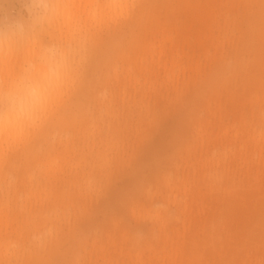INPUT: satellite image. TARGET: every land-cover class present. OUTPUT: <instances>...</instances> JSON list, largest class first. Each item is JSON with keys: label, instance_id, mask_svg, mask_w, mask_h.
<instances>
[{"label": "rangeland", "instance_id": "rangeland-1", "mask_svg": "<svg viewBox=\"0 0 264 264\" xmlns=\"http://www.w3.org/2000/svg\"><path fill=\"white\" fill-rule=\"evenodd\" d=\"M37 1L0 0V38H3L4 43L0 45V67H9L6 74L0 73V93L26 89L29 84L28 77L42 74L41 68L49 70L50 65L75 63V82L73 88L66 89L63 101L68 110L76 113L77 101L87 100L85 95L93 83L94 88L103 87L96 86L99 82L96 80L103 78L108 70L107 66L121 67L122 62L124 63L121 60L126 58V54L124 58L122 57L124 53L129 52L131 58L136 57L141 42L156 41L161 30H165L169 38L173 39V47L168 43L166 46L172 47L176 53L179 52L177 62L185 63L194 59L195 66L198 61L196 69L191 67L192 70L187 71L186 68L184 73H180L175 88L158 87L159 97H155L156 99L150 97L146 101L145 107L149 110L148 121L141 127L139 134L134 132L135 125L137 126V110L128 109L126 106L122 108L123 106L117 102L114 105L116 116L118 115L120 122L124 119L127 121L126 130L123 126L122 133L108 137V140L104 137L102 142L99 141L95 145H93L95 140L91 137L75 136L76 150L73 149L69 157L78 155V158L81 156L83 158L79 167L70 170L74 180L72 178L68 181L69 177H65L66 179L55 181L58 184L54 183L51 186L53 192L57 187V191L64 193V199L57 207L62 212L58 222L63 221L58 225L59 231L56 230L54 234V238L58 240L56 249L46 257L43 264H71V261L74 262L72 264H138L135 259L137 252L140 254V264H167L168 257L173 256L169 252V247L178 241L180 246L176 257L180 259L182 256L183 261L178 260L177 264H259L255 259L260 258V261L264 259V169H262L264 167L259 166L264 153L259 158L260 155L250 149L249 153L246 151L240 158L234 156L233 159L231 156L230 159H225L228 164L225 163L218 171L215 164L205 163L204 159L212 157L211 155L216 156L217 150L221 151L224 148L227 155H230L235 147L229 145L227 141L226 144L222 143V146L217 145V149L215 144L212 146L211 143L208 145L204 143V148L199 144V147L188 122L192 119L191 115L206 101H210L212 106L220 105L223 110L222 117L215 118L218 122L214 119V133L218 132L217 127L221 125H237L238 118L244 115L242 118L250 121L249 117H252L250 115L257 113V110L264 118V100L253 107L247 101L252 88L253 91L261 90L260 93L264 91V29L259 33L251 32L252 51L249 57L245 55L243 58L245 63L249 59V65L244 66L241 72L240 69L237 73L233 72L239 43L241 40L249 39L246 26L255 20L261 0L235 1L234 7L228 6L232 9L226 18L220 14L222 10L226 11L223 8L226 5L225 0H213L224 6L221 9L219 5L210 12L209 9L205 12L204 9L195 6L197 1L205 3L206 0H189L191 3L189 11L181 9L183 8L181 0H127L137 6L129 19H112L116 14L110 11L102 14L98 11L95 21L88 17L89 14L84 15L81 17V28L73 32L72 36L66 33L62 17L57 18L55 23L45 21V9ZM98 1L101 4L104 2L95 0V4L101 5ZM196 15L200 16V20L193 18ZM137 17L140 18L138 19L140 22L136 21ZM222 19L228 22L234 20V23L231 22L232 26L231 23L228 26ZM197 32L201 33V36L203 33L208 37H214L207 40L204 50L202 46L200 47L201 44L194 43L193 39ZM219 36L226 37L217 41L216 37ZM184 37H190V40L187 41ZM99 76L100 79H97ZM162 77V71L155 75L156 88ZM219 80L222 81L219 83ZM78 86L80 90L85 91L84 95L77 93L75 89ZM230 95L235 97L237 102L235 98L234 101L229 100L232 98ZM90 104L91 102L86 105L92 108ZM216 112L212 108L210 114ZM55 116L56 113L50 120L53 121ZM249 121L251 130L257 131V128L261 127L257 119L252 118V123ZM19 149L18 147L16 151L12 150L13 152L11 150L8 152V149L6 151L8 158L13 159ZM60 149L56 146L54 137H49L48 141L41 143L40 153L27 165L32 182L44 183L42 174L38 177L41 165L45 158L56 157ZM89 154H92V159ZM96 155H104L105 161L101 162ZM225 166L229 168L226 169ZM245 166L250 170L253 179L256 178L257 183L255 182L246 201L239 207L240 212L234 213L235 215L230 217L231 220L226 219L225 227L221 228L219 224L224 214L220 215L217 209L220 204L219 197L222 194L227 195L231 183L245 184L247 181L244 178ZM166 170H170L171 173ZM222 170L227 172L224 173L227 177L220 176L217 179L218 173L223 172ZM81 172H84V175ZM162 172L170 177L168 186L164 185L162 177L160 179ZM88 174H91L92 178L90 190L84 188V181L81 180ZM182 177L189 178L192 186L198 187V195L204 193L207 182L212 181L211 183L215 184L213 190L218 197V200L215 196L209 198L205 193L206 197L199 196L197 200L199 211L192 204L190 223L185 227L188 231H183L182 228L183 217L178 212L181 211L180 206L177 203L174 205L171 200L172 194L179 196L180 191H183V188L176 184V180ZM173 184H176L175 187ZM177 199L179 201L180 196ZM151 202H154L152 205L161 202L169 209L173 219L169 220L170 223L167 221L168 227L167 223L162 228L144 217L143 208L149 206ZM165 202L167 205L169 203V206ZM188 203H191L189 199ZM228 203L232 206L231 200ZM228 203L225 206L221 205L220 208H226ZM242 210L244 214L245 212L249 214L247 210H253V214L244 216ZM122 231L130 233V236L135 233L136 239H129ZM177 231L179 232L176 233ZM107 235L111 236L110 240L107 239ZM230 236L237 237L239 242L235 243L237 239H232L233 245L230 241L227 245L225 238ZM220 243L222 253H219Z\"/></svg>", "mask_w": 264, "mask_h": 264}, {"label": "bare ground", "instance_id": "bare-ground-1", "mask_svg": "<svg viewBox=\"0 0 264 264\" xmlns=\"http://www.w3.org/2000/svg\"><path fill=\"white\" fill-rule=\"evenodd\" d=\"M235 1H242V0H225L226 2L225 6L224 4L216 3L213 0H206L205 3H201L197 1L195 6L200 7L201 10L204 9L205 12L208 9L210 12L219 5L221 9L224 6L223 8H225L226 11L224 12V10H222L224 14L221 11H220L221 12L220 14L225 17L227 14L229 15L231 13L229 12V10L232 8H228V6L230 5L231 7ZM37 2H40V4L45 9L44 10L46 13L44 17L45 21L49 23H55V20H57V18L62 17L63 25L65 26L66 33H68L69 36L74 35L73 32L81 28L80 26L82 24V18H81L82 16L89 14L88 17L91 20L95 21L96 16L98 15L97 14L98 11H99V14H102L103 12L105 13V11H110L117 15L116 10H109L102 6L109 4V3H119V2L129 3L127 2V0H104L102 4L99 3L98 1V4H101V5L95 4V0H38ZM180 3L183 7L181 9H183L184 11L190 10L191 3L189 2V0H181ZM64 5H73L74 7H72L71 9H66L65 7H63ZM258 5H259V10H258V14L255 20L248 23L246 26V34L248 35L249 39L243 40V41L241 40L239 43V47H238L239 52L235 56L236 59H235V65H234V70H233L234 73L235 72L237 73V70L239 69H240L239 72H241V69L244 66L249 65L248 63L249 59H247L248 61L247 63H245L243 58L245 55L249 57L248 55L252 51L251 32L256 31L259 33L263 31L264 29V4L260 3ZM97 6H100V7H97ZM140 14L142 15V13ZM193 18L200 20L199 15L193 16ZM136 19H137L136 21H139L138 19L140 18L137 17ZM224 22H227L229 26V23L231 22L234 23V20L231 22L230 21L228 22L226 20ZM232 23H231V26H232ZM157 25L159 24L157 23ZM159 34L160 35L158 39L154 42H149V41L148 43L141 42L142 43V44L140 43L141 46L138 45L139 51H137V54H135L136 57H134L133 55L134 58H131L130 55L128 54L129 52L124 53L122 57L124 58V55L126 54L125 55L126 58L123 60L121 57L122 59L121 62L124 61V63L122 62L121 67H117L114 65H112V67H110V65L107 66L108 70L104 73V76L102 75L103 78L99 76V78L97 79H100L101 77V80H96V82L99 81L96 86H103V87H100V89L94 88L93 87L94 83H93L88 94L85 95V98H87V100L85 102L77 101L78 108H77L76 113H73L71 110H68L65 106L64 101L62 100V102H60L56 107V111H55L56 116L53 119V121L48 119L47 122L42 127H40L39 129L33 130L31 134L17 131L16 134L13 136L11 143L0 144V262L10 263L11 261H13L14 264H43L45 263L47 259L46 257L48 255L50 256L51 253L55 251L56 241L58 240L56 237L54 238V234L56 230L59 231L58 225H60V223L63 221L62 220L61 222H58L59 218L61 219L60 216H62L61 214L62 212L61 210L59 211L57 207L63 201L64 193L62 192L63 193L62 194L60 190L57 191L56 189L57 187L54 188V192H53L52 191L53 188L51 186L54 183L58 184V182L62 181L65 177H69L68 181L72 178L73 180L75 179L71 174L72 171L70 172V170L73 167L75 168L79 167L81 164V158H83V156H81V158L80 157L78 158V155L74 157L72 156L69 157L70 152H72V150L75 149V146H76V144L74 145L75 136L80 135V136H85V137H91L95 140V142H93V145H95L99 141L102 142V138L104 137H106L107 139L108 137H112V136L122 133L123 131L121 132V129L123 128V126H124V130H126L127 124L125 123L127 121L124 119L123 122H120L119 121L120 119H118V115L116 116L117 111L114 109V105L117 102L120 103L121 106H123L122 108L126 106L128 109L133 108L137 110L136 111L137 126L135 125L136 129L134 132L139 134L141 132V127L144 124H146L148 121V113H149L148 111L149 110L146 108L147 107L146 101L150 97L151 98L159 97L160 93H159L158 87L165 86V87L173 88V86L177 84L179 80L180 73H184L186 68H187V71H191L192 68L196 69L198 67V61H197V65L195 66L193 65L194 59L187 60L185 63L177 62L176 61L177 54H179V52L176 53V50L172 48L173 39L169 38L165 30H161ZM195 35L196 36L193 39L194 43L201 44L200 47L202 46L203 50L204 48L206 49L207 40L214 39V37L212 36L208 37L206 36V34L203 35V33L201 36V33L199 32H197ZM225 37L226 36H223L220 38L219 36V37H216V40L217 41L223 40V38ZM184 39L189 41L190 37H184ZM166 43H168V45H171L172 47L167 48L168 46H166ZM1 44H4L3 38H0V45ZM51 63L53 64L52 61ZM58 66L60 65H57V64L55 66L50 65L49 66L50 71L47 70L46 68H41L40 70L42 74L40 75L36 74L35 76L30 75L28 77L29 84L27 85L26 89L22 91L20 90L17 91L16 89H13L11 92L16 97L18 106L19 104L26 105L32 98L33 93H37V94L42 93L47 87L48 77H50L51 75V70ZM38 70L39 69H37V71ZM8 71H9L8 66L5 68L0 67L1 74H6ZM160 71L163 72V77H162L161 83H159V85L156 88L155 84H157V81L155 79V75ZM220 81L222 80H219V83ZM99 83L100 85H98ZM78 87H76L77 89H75L77 93L80 95H84L85 91L80 90L81 88L80 87L78 88ZM116 89L118 90V93H116ZM79 90H80V93H79ZM128 90L132 92L130 93ZM260 91H257V89H254L253 91V88L251 91H249L247 101L252 105V107L259 104L262 100H264V91L261 93ZM68 96L69 95H67V97ZM231 97L232 98L229 100L234 101L235 97L233 96ZM90 102H91L90 105L92 106V108H90L89 105H86V104H89ZM235 102H237L236 98H235ZM212 105L210 101L203 102L201 108L191 115L192 119L188 122V125H191L190 129H192L193 134L196 137L198 146L199 144L203 146L204 143H206L205 145H208V143L209 144L211 143L210 145L213 144L212 146H214L215 144V149H217L216 148L217 145L220 144V146H222L221 144L222 143L226 144L225 142L227 141V143L235 147V149L233 150V152L230 153V155H227L226 151L224 150L225 148L221 149V151L217 150L216 156L211 155L212 157H209L208 159H204V162L215 164V167H217V170L220 171L225 165V163H227L225 159L227 158L230 159L231 156L232 158L234 156L237 158H240L243 155H245L246 151H248L249 153L250 149H253L254 152H257L258 155H260L259 158L261 157V155L263 156V153H264L263 114L258 112V110H257V113L253 114L252 111L254 109H252L250 113H252L253 115L251 114L250 116L252 117H249L251 120L250 121L248 120L249 123H252V118L257 119L258 122L261 124V127H263L261 130H259L261 127L259 129L257 128V131L251 130L249 127L250 124H248L247 118L246 117H245L246 119L242 118L245 116L244 115L241 118H238L239 119L238 122H237V118L235 119V121L238 123L237 125H232V126L231 125L229 126L221 125V127H217V129L219 128L217 130L218 132L214 133L213 131V126H215L214 119L216 118V116H219L221 118L223 114L222 113L223 110L221 109L220 105L219 106H212ZM212 108L214 109V111H217V112L210 114V111ZM121 111H124V110H121ZM192 112H194V110ZM20 122L22 124L28 123L27 118L25 116L20 117ZM258 122L256 123L258 124ZM49 137L56 138V146L58 147V149L59 148L61 149L57 152V156L54 157L53 159H50L49 157H47V159L46 158L44 159L45 161L43 162L40 168L41 172H39L38 174V177L39 175L41 176L42 174L41 177L44 179L43 180L44 183L40 184L39 183L40 181L39 182L37 181L38 183L36 182L37 184H35L34 182L31 181V174H29L28 173L29 171H27L29 167L27 165L29 164V162H31L33 159H35L38 156V154L40 153V149H41V143L48 141ZM237 143H240V144L237 145ZM18 147L20 149L18 150V153H16L15 155L18 158H16L15 156L13 159L8 158L6 151L8 149H9L8 152L10 150L16 151ZM77 149L80 150L79 148ZM93 154H96V153H93ZM90 157L92 159V154L90 155ZM93 157H95V155H93ZM97 157L101 162L105 161L104 155H98V156L96 155V158ZM106 159L108 160V158ZM260 161H261L260 162L261 165L259 166L264 167V156L260 158ZM226 167L228 166H225V168ZM257 170L258 169H256V172ZM199 171L201 170L199 169ZM166 172H170V170L169 171L166 170ZM73 173H74V170H73ZM81 173H83L82 175H84V172H81ZM219 173L217 175V179H219L220 176L224 177L225 176L224 173H227V172L223 171L220 174ZM244 173L246 176H244ZM244 173L242 174L244 178L247 179V181H245L243 178V180L245 181V184L243 183L240 185V183L237 182L239 184L233 185L231 183L230 189L227 192V195L225 196V194H222L219 197L220 204H219V207H217V209L219 210L220 215L222 214L225 215V216L224 215L222 216L223 220L219 224V227L221 228L225 227L226 225L225 222H227L225 221L226 219L231 220L233 215L240 212L241 209L239 210V207L244 201H246L247 195L253 189L254 184L257 183L255 180L256 178L253 179L252 174L249 169L246 168V170H244ZM90 175L91 174H88V176H85V177L83 176L84 180L81 179L82 182L84 181L83 185H84V188L87 190H90L92 188V184L90 180L92 178ZM225 177H227V175ZM34 178H33V181H35ZM160 179L163 180L165 186H168L170 184V177L166 174L164 175L163 172L160 176ZM55 181H58V182H55ZM211 182L212 181L207 182L206 191H204V193L208 195L209 198H212L213 196H215V198L218 200V197L216 196L215 191L213 190L215 184L213 185ZM176 184L177 185L179 184V188H183V191H180V195L178 194L180 196L179 201L177 199V197L179 196H176V195L172 196L173 194L171 195L172 197L171 200H172V203H174V205H176L175 203H177L180 206L181 211L179 210L178 212L181 213L180 216L182 215L183 221L180 218L178 213H177V216L182 221L183 231H186L187 228L185 227L189 225L188 223H190L189 220L193 212L192 204L194 205L195 209H198L197 200L198 198H200L199 196L201 195L204 196L205 194L202 193L198 195L199 194L198 187L192 186V182H190L189 178L187 177L185 178L182 177L180 180L177 179ZM181 198L184 200H182ZM187 199H189L191 203L187 204ZM230 200L232 201V206L231 205L229 206L228 202ZM161 202L163 201L161 200ZM225 202L228 203L227 204L228 206L223 209L220 208L222 207L221 205L223 204L225 206L226 204ZM152 203L154 202H151L149 206H147L148 205L147 204L146 205L147 207L143 206L145 207L143 208L144 217L146 216L147 219H149L151 222L156 223L163 228L165 224L167 223V221L168 223H170L169 220L173 218L168 211L169 209H167V207H165L164 204L161 203L160 205L159 202L158 203L155 202L158 205L157 204L152 205ZM167 206H169V203ZM253 210H247L249 214H247V212H245L244 214V211L242 210V213L244 214V216L246 215L251 216L253 214ZM197 211H199V209ZM140 212H142V209L140 210ZM235 217H237V215ZM240 217L241 216L239 215L238 218ZM168 223L166 224L167 227H168ZM178 232L179 231H177L176 233ZM122 234L129 237V239L131 240L136 239V237L134 236L135 233L131 234L130 236L129 235L130 233H127L126 231H122ZM177 237H179V235H177ZM219 238L220 237H217V239ZM107 239L110 240L111 236L107 235ZM232 239H237L235 243L239 242V239L237 237L230 236V237L225 238L226 240L225 242H228V244L227 243L226 244L229 245V241L231 243ZM179 246H180V243L178 241V243H174L173 245L169 247V252H171L173 256L168 257V260H169L168 262L166 261L164 262H166L167 264H177L178 260L179 262L183 261L181 260L182 256L180 257V259L176 257ZM222 252L223 250H222V244H221L219 253H222ZM178 256H179V253H178ZM135 259L139 262L138 264H140L141 258L138 252L135 253ZM72 262L73 261H71V264ZM255 262L259 263L260 258H256Z\"/></svg>", "mask_w": 264, "mask_h": 264}, {"label": "snow or ice", "instance_id": "snow-or-ice-1", "mask_svg": "<svg viewBox=\"0 0 264 264\" xmlns=\"http://www.w3.org/2000/svg\"><path fill=\"white\" fill-rule=\"evenodd\" d=\"M261 3L264 4V0H261ZM63 7L71 9L74 6L64 5ZM102 7L117 11V15L112 19L126 20L132 16L137 6L132 3L119 2L109 3ZM75 71V63L53 68L45 90L39 94L33 93L26 105L19 104L18 106L17 99L11 91L0 93V144L11 143L17 131L31 134L33 130L42 127L55 113L57 105L62 102L66 89L74 85ZM21 116L27 118V124L20 122ZM259 264H264V259Z\"/></svg>", "mask_w": 264, "mask_h": 264}]
</instances>
